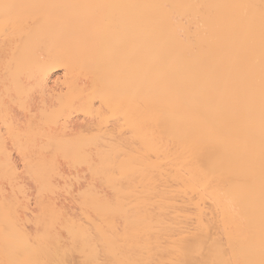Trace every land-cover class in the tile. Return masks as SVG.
Returning a JSON list of instances; mask_svg holds the SVG:
<instances>
[{
    "label": "bare ground",
    "instance_id": "1",
    "mask_svg": "<svg viewBox=\"0 0 264 264\" xmlns=\"http://www.w3.org/2000/svg\"><path fill=\"white\" fill-rule=\"evenodd\" d=\"M0 264H264V0H0Z\"/></svg>",
    "mask_w": 264,
    "mask_h": 264
}]
</instances>
